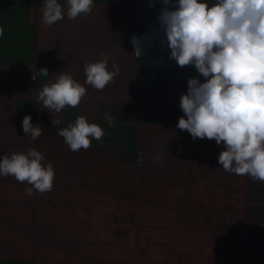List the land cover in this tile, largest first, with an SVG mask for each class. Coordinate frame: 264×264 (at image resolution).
Segmentation results:
<instances>
[{"label": "trees", "instance_id": "trees-1", "mask_svg": "<svg viewBox=\"0 0 264 264\" xmlns=\"http://www.w3.org/2000/svg\"><path fill=\"white\" fill-rule=\"evenodd\" d=\"M58 2L66 14V0ZM43 4L0 0V119L4 113L22 124L20 115L35 104L31 93L49 78L40 69L54 80L58 71L82 74L86 63L102 59L99 52L110 56L109 69L112 63L128 69L134 82L127 80L126 95L110 100L104 122H90L104 135L87 150H70L57 134L75 121L52 125L37 116L31 121L42 134L35 140L20 125L15 136H0V150L35 148L55 170L51 191L32 195L27 182L0 177V264H244L252 179L222 168V143L194 140L176 127L187 80L206 78L170 58L157 17L174 3L93 0L90 13L53 24L125 28V37L110 46L92 45L80 33L68 40L67 28L42 22ZM133 36L147 37L140 54L133 53ZM124 78L118 74L110 84L116 88Z\"/></svg>", "mask_w": 264, "mask_h": 264}, {"label": "clouds", "instance_id": "clouds-1", "mask_svg": "<svg viewBox=\"0 0 264 264\" xmlns=\"http://www.w3.org/2000/svg\"><path fill=\"white\" fill-rule=\"evenodd\" d=\"M157 19L166 36L170 58L179 66L193 65L206 78L187 80V91L180 97L184 116L176 125L191 137L214 139L223 150L218 163L226 172L248 175L264 182V0H162ZM66 15L75 19L92 11L93 0H66ZM152 5L150 4V7ZM65 9L58 0H44L42 22L53 25L62 20ZM4 33L0 27V36ZM147 37H131L133 53L140 54ZM86 63L85 83L102 90L119 74L120 68L110 56ZM41 74L48 75L42 68ZM33 79H36L33 75ZM86 88L71 75L60 72L54 82L46 83L38 93L44 108L60 113L66 106L76 107ZM109 124L112 117L108 118ZM30 115L22 119V130L33 140L42 134ZM52 125L61 123L51 119ZM57 134L72 151L87 150L91 140L100 141L104 129L84 116L58 129ZM35 148L27 152L0 156V177L14 176L33 189L51 191L55 170Z\"/></svg>", "mask_w": 264, "mask_h": 264}, {"label": "crops", "instance_id": "crops-1", "mask_svg": "<svg viewBox=\"0 0 264 264\" xmlns=\"http://www.w3.org/2000/svg\"><path fill=\"white\" fill-rule=\"evenodd\" d=\"M51 27H53L57 30H59L61 27L67 28V35H68V37H70L68 40H72L73 38H75V35L77 37V34L80 33L81 38L85 41L88 40L89 43L92 45H95V44L102 45V42H103L102 39L107 40L113 31V28L111 25H102L101 27H99V25L98 26L97 25H84L82 27L80 25L63 24V25H51ZM117 29H118V30H116L117 35L120 38L125 37V35H126L125 28H124L123 32H122L121 28H117ZM106 43H108V42H106ZM100 53L101 52H99L98 54H100ZM63 73L69 74L73 78L79 77V76L81 77L82 75H83V78L86 77L85 71L82 74H80V71L64 70ZM59 74H60V71H58L57 76ZM48 77H49L48 79H44L45 84L55 81L52 76H48ZM81 84L86 88V94L87 93H89V94H87V95L85 94V96L81 99V102L79 103L78 106H76V107L66 106V108L63 109L60 113H57L55 110H52V109L44 108V106L42 105V103L38 99V93L41 90V88L39 89V91H37V88L34 89L33 92H35V93H34V95H32V93H31V96L33 97V102L35 101V104L28 105V108H27L28 113H25L24 116L30 115L33 118H36L37 116H39L40 119H45V120H50V121H51V119H53V120L59 119V120L67 121V122L68 121L73 122L76 120L77 117L84 116L87 118L88 122H101V121H103L102 118H105L104 106H105V99H106L103 97V90H105V89L108 90L109 84H107L105 86V88L102 90H98V89L92 87L91 85L86 84L85 81H81ZM7 106L10 107V104L8 103ZM7 110H8L7 112L10 114V108L9 109L7 108ZM103 112H104V114L102 115ZM2 114L3 115L0 119V123H2V126H0V136H3L2 138H5V139H6L7 135L13 134V136H15L17 131H19L17 129L18 126L19 125L22 126V124H15V117H13V119L10 120L9 118L5 117L4 113H2ZM6 115H7V113H6ZM20 116L22 118H24L23 115H20ZM31 123H33V121H31ZM6 126H7V128H6ZM3 142L6 143V141L4 139H3ZM3 152H4V150H3Z\"/></svg>", "mask_w": 264, "mask_h": 264}, {"label": "rangeland", "instance_id": "rangeland-1", "mask_svg": "<svg viewBox=\"0 0 264 264\" xmlns=\"http://www.w3.org/2000/svg\"><path fill=\"white\" fill-rule=\"evenodd\" d=\"M113 28V31L110 35V37L105 40L102 39V45L103 46H110L113 45L112 41H115L117 44L120 38L117 35L118 30L113 25H111ZM123 32V31H122ZM103 38V37H102ZM108 42V43H106ZM101 45V46H102ZM102 53L98 54L101 55ZM128 69L127 70H121L119 71V75L121 77H125L126 81H119V84L115 87H113L110 82L108 83V90H103V97L105 99V118H102L104 122L106 120V111L108 109V103L110 100L118 94L123 93V95H126V90L124 89L128 82L127 80H130V85L132 86V82H134V78L128 76ZM110 86V87H109ZM122 90V92L118 93V90ZM90 90V89H89ZM89 94V93H87ZM86 94V95H87ZM128 94V93H127ZM138 94H134L132 97V100L139 101ZM104 112L102 113V115ZM63 121V120H60ZM27 148H23L21 145H14L11 147H6L4 150H0L1 156H10L13 153H21V152H27ZM248 184H246V196L245 201L247 203V208L245 210L246 213V221H245V237H244V264H264V182L261 181H247Z\"/></svg>", "mask_w": 264, "mask_h": 264}]
</instances>
